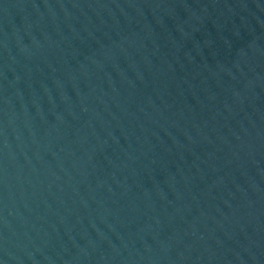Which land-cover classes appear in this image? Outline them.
<instances>
[{
    "label": "water",
    "instance_id": "obj_1",
    "mask_svg": "<svg viewBox=\"0 0 264 264\" xmlns=\"http://www.w3.org/2000/svg\"><path fill=\"white\" fill-rule=\"evenodd\" d=\"M0 264H264V67L220 0H0Z\"/></svg>",
    "mask_w": 264,
    "mask_h": 264
}]
</instances>
